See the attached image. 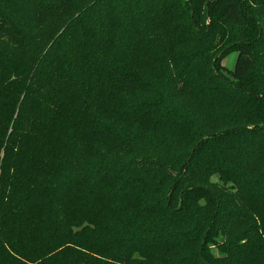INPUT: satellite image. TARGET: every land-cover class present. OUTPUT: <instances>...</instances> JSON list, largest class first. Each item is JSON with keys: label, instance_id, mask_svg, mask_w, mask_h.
<instances>
[{"label": "trees", "instance_id": "obj_1", "mask_svg": "<svg viewBox=\"0 0 264 264\" xmlns=\"http://www.w3.org/2000/svg\"><path fill=\"white\" fill-rule=\"evenodd\" d=\"M0 264H264V0H0Z\"/></svg>", "mask_w": 264, "mask_h": 264}, {"label": "rangeland", "instance_id": "obj_2", "mask_svg": "<svg viewBox=\"0 0 264 264\" xmlns=\"http://www.w3.org/2000/svg\"><path fill=\"white\" fill-rule=\"evenodd\" d=\"M236 59L237 54H232L223 62V64L227 69L232 70L235 65Z\"/></svg>", "mask_w": 264, "mask_h": 264}]
</instances>
